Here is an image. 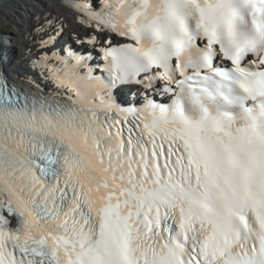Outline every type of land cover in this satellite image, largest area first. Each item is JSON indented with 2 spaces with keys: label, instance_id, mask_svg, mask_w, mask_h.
<instances>
[{
  "label": "snow or ice",
  "instance_id": "obj_1",
  "mask_svg": "<svg viewBox=\"0 0 264 264\" xmlns=\"http://www.w3.org/2000/svg\"><path fill=\"white\" fill-rule=\"evenodd\" d=\"M62 2L85 47L0 71V264H264V0Z\"/></svg>",
  "mask_w": 264,
  "mask_h": 264
},
{
  "label": "bare ground",
  "instance_id": "obj_2",
  "mask_svg": "<svg viewBox=\"0 0 264 264\" xmlns=\"http://www.w3.org/2000/svg\"><path fill=\"white\" fill-rule=\"evenodd\" d=\"M0 7L14 12L18 17L16 27L22 36L14 35L5 40L14 45L12 54L16 61H10L16 62L14 65H17V69L20 67L19 72L22 73L32 72V62L46 51L40 46L41 40L57 34L61 26L64 35H74L76 39H84L89 31L72 12L64 9L55 0H0ZM36 17L40 20L37 21ZM38 29L46 30L37 31Z\"/></svg>",
  "mask_w": 264,
  "mask_h": 264
},
{
  "label": "rangeland",
  "instance_id": "obj_3",
  "mask_svg": "<svg viewBox=\"0 0 264 264\" xmlns=\"http://www.w3.org/2000/svg\"><path fill=\"white\" fill-rule=\"evenodd\" d=\"M17 21L18 17L15 15L14 12L0 7V26L9 27V29H7L6 31L7 36L5 37V39H11L14 35L22 36L20 30H18L16 27Z\"/></svg>",
  "mask_w": 264,
  "mask_h": 264
},
{
  "label": "trees",
  "instance_id": "obj_4",
  "mask_svg": "<svg viewBox=\"0 0 264 264\" xmlns=\"http://www.w3.org/2000/svg\"><path fill=\"white\" fill-rule=\"evenodd\" d=\"M0 28H1L2 30H5V31H6L7 29H9V27H7V26H1Z\"/></svg>",
  "mask_w": 264,
  "mask_h": 264
}]
</instances>
